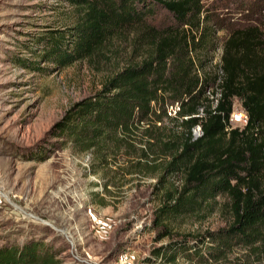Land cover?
I'll return each mask as SVG.
<instances>
[{
	"label": "trees",
	"instance_id": "1",
	"mask_svg": "<svg viewBox=\"0 0 264 264\" xmlns=\"http://www.w3.org/2000/svg\"><path fill=\"white\" fill-rule=\"evenodd\" d=\"M65 1L69 25L33 38L34 59L19 56L17 63L49 75L82 60L92 64L115 40L128 41L130 55L53 124L60 145L98 165L130 157L135 171L154 174L162 195L157 227L225 196L229 226L197 236L192 246L173 241V252L193 248L215 259L242 245L264 254V32L233 29L211 65L217 17L201 0ZM235 100L247 116L243 126L230 123ZM59 263L43 239L0 246V264Z\"/></svg>",
	"mask_w": 264,
	"mask_h": 264
},
{
	"label": "rangeland",
	"instance_id": "2",
	"mask_svg": "<svg viewBox=\"0 0 264 264\" xmlns=\"http://www.w3.org/2000/svg\"><path fill=\"white\" fill-rule=\"evenodd\" d=\"M201 2L217 17L211 65L233 29L253 25L264 32V0ZM70 11L65 0H0V246L43 239L58 251L59 264H264L263 253L242 245L215 259L193 255V248L173 252V241L192 246L197 236L229 226L225 196L157 227L162 195L153 188L154 174L135 171L133 160L119 155L98 165L53 136L64 111L100 89L130 55L129 42L115 40L92 64L82 60L49 75L16 62L33 60V38L65 28ZM241 110L235 100L233 111Z\"/></svg>",
	"mask_w": 264,
	"mask_h": 264
},
{
	"label": "built area",
	"instance_id": "3",
	"mask_svg": "<svg viewBox=\"0 0 264 264\" xmlns=\"http://www.w3.org/2000/svg\"><path fill=\"white\" fill-rule=\"evenodd\" d=\"M169 109L172 110L173 112H175L176 107L170 106ZM246 121H247V116H246V113L244 112V110H241V111H233L231 113V115H230V123L231 122H236V123H243V125H244L246 123Z\"/></svg>",
	"mask_w": 264,
	"mask_h": 264
}]
</instances>
